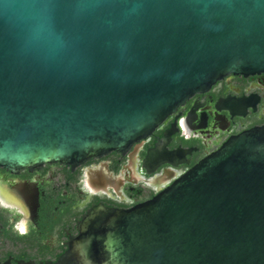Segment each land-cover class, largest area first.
I'll use <instances>...</instances> for the list:
<instances>
[{
  "label": "water",
  "instance_id": "water-1",
  "mask_svg": "<svg viewBox=\"0 0 264 264\" xmlns=\"http://www.w3.org/2000/svg\"><path fill=\"white\" fill-rule=\"evenodd\" d=\"M259 73L264 0H0V167L123 153L221 78ZM166 142L147 159L172 164ZM78 230L56 264H264V126Z\"/></svg>",
  "mask_w": 264,
  "mask_h": 264
},
{
  "label": "flooded vegetation",
  "instance_id": "flooded-vegetation-1",
  "mask_svg": "<svg viewBox=\"0 0 264 264\" xmlns=\"http://www.w3.org/2000/svg\"><path fill=\"white\" fill-rule=\"evenodd\" d=\"M264 126V73L229 74L190 97L148 137L72 167H0V264H56L95 205L127 210L169 187L230 138ZM172 164L148 152L162 144Z\"/></svg>",
  "mask_w": 264,
  "mask_h": 264
}]
</instances>
